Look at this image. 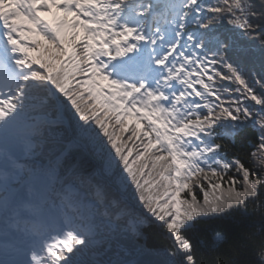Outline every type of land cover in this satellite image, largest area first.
Instances as JSON below:
<instances>
[{"label":"snow or ice","instance_id":"1","mask_svg":"<svg viewBox=\"0 0 264 264\" xmlns=\"http://www.w3.org/2000/svg\"><path fill=\"white\" fill-rule=\"evenodd\" d=\"M5 170L63 210L30 264H264V0H0Z\"/></svg>","mask_w":264,"mask_h":264},{"label":"trees","instance_id":"2","mask_svg":"<svg viewBox=\"0 0 264 264\" xmlns=\"http://www.w3.org/2000/svg\"><path fill=\"white\" fill-rule=\"evenodd\" d=\"M252 220L256 222V227H259V216L253 217ZM234 224H235V227H234L235 232H239L240 230L243 229L241 234H247V233L253 231V229L249 228L247 222H241V221H239L238 218L234 222ZM232 243L238 245L240 243V241L237 239V240H234ZM257 243H258V241H257ZM164 244H165L164 240L155 232H150L148 234L147 246L149 248H151V249H162ZM227 247L237 257H240L241 253H244V255L247 256L249 259H251V257H254V252H253V249L251 247L248 249L233 248L232 244H229ZM158 258H159L158 262L151 261V264H164L163 257H158ZM227 259H228V257L226 256L225 260L227 261Z\"/></svg>","mask_w":264,"mask_h":264}]
</instances>
